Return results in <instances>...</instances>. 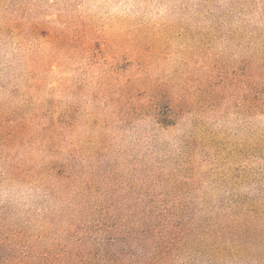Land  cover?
Returning <instances> with one entry per match:
<instances>
[{
    "label": "rangeland",
    "instance_id": "374dc122",
    "mask_svg": "<svg viewBox=\"0 0 264 264\" xmlns=\"http://www.w3.org/2000/svg\"><path fill=\"white\" fill-rule=\"evenodd\" d=\"M0 264H264V0H0Z\"/></svg>",
    "mask_w": 264,
    "mask_h": 264
}]
</instances>
